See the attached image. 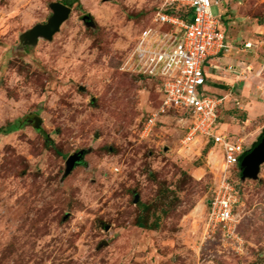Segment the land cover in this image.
<instances>
[{
  "label": "rangeland",
  "instance_id": "374dc122",
  "mask_svg": "<svg viewBox=\"0 0 264 264\" xmlns=\"http://www.w3.org/2000/svg\"><path fill=\"white\" fill-rule=\"evenodd\" d=\"M57 2L72 11L59 32L25 43ZM159 2L0 0V264H264V164L241 181L240 168L224 172L220 146L202 139L183 149L189 122L179 112L142 136L161 95L129 58ZM228 15L226 56L239 61L230 64L238 78L218 108L229 128L216 126L247 152L264 134V0L232 2ZM18 121L30 122L2 131ZM225 175L240 188L241 252L208 221Z\"/></svg>",
  "mask_w": 264,
  "mask_h": 264
},
{
  "label": "built area",
  "instance_id": "2783aa9c",
  "mask_svg": "<svg viewBox=\"0 0 264 264\" xmlns=\"http://www.w3.org/2000/svg\"><path fill=\"white\" fill-rule=\"evenodd\" d=\"M159 1L153 25L140 32L129 58L134 72L158 81L161 95L160 106L143 124L142 136L148 137L161 119L179 112L189 122L181 141L183 149L202 139L212 142L221 147L224 172L231 171L240 165L246 150L240 141L233 142L217 131L218 108L226 98L212 97L205 91L207 61L231 50L224 24L213 14V9L231 0ZM180 11L188 21L177 15ZM245 47L248 49L251 44ZM234 104L240 108L236 99ZM240 203V191L226 175L215 183L208 201L209 225L221 228L237 252H241L243 242L237 231L236 210Z\"/></svg>",
  "mask_w": 264,
  "mask_h": 264
},
{
  "label": "water",
  "instance_id": "95a60500",
  "mask_svg": "<svg viewBox=\"0 0 264 264\" xmlns=\"http://www.w3.org/2000/svg\"><path fill=\"white\" fill-rule=\"evenodd\" d=\"M52 16L46 24L36 25L31 30L25 32L22 40L25 43L34 44L39 38L51 41L53 36L59 32L62 24L68 20L71 14V8L62 3H52L50 6ZM87 23L90 18H84ZM84 158V152L71 155L66 162V175H69L75 166L79 165ZM264 164V134L256 145L246 153L241 160L239 168L241 169V181L256 180L260 173V167Z\"/></svg>",
  "mask_w": 264,
  "mask_h": 264
},
{
  "label": "crops",
  "instance_id": "0c3cea01",
  "mask_svg": "<svg viewBox=\"0 0 264 264\" xmlns=\"http://www.w3.org/2000/svg\"><path fill=\"white\" fill-rule=\"evenodd\" d=\"M223 64H227V70ZM230 64L236 66L239 65V61L236 58H230L226 55L211 58L207 61L206 65H208V69L205 66V91L208 95L216 98L224 97L226 100L232 95L230 88H233L237 84L234 80L238 77L231 76L230 73L233 67ZM228 128V124H220L219 129L226 131Z\"/></svg>",
  "mask_w": 264,
  "mask_h": 264
},
{
  "label": "trees",
  "instance_id": "16d2710c",
  "mask_svg": "<svg viewBox=\"0 0 264 264\" xmlns=\"http://www.w3.org/2000/svg\"><path fill=\"white\" fill-rule=\"evenodd\" d=\"M232 2L238 3L237 1L231 0V1H228V2H224V3L221 5V7L219 8V9H222V10H221L222 13H220V15H219L220 20H221V14L225 13V14L227 15V17L225 18L226 20L222 21L223 24H224V27H226V25H227V21L230 20L228 13H229V10H230V8H231V4H232ZM238 4H239V3H238ZM166 12L169 13V14H174V12H172V10H167ZM174 15H176V14H174ZM177 15L180 16V17H183L186 21H188V18L185 17V15L183 14L182 11H180L179 13H177ZM140 76H141V77H145V76H142V75H140ZM145 78H148V77H145ZM149 79H150V78H149ZM152 80H154V81L158 84V81H157V80H155V79H152ZM160 104H161V102L159 103V106H160ZM221 107L223 108V107H224V104H223ZM221 110H222V109H221ZM218 115H219V114H218ZM36 120H37V123H34V122L32 121L35 130L38 131L40 134L46 136L45 132L43 131V129H42L41 125H40V121H39L38 117H36ZM27 122H30V121H18L15 125H11V124H10V125H9V127H10L9 129H4V130H2V131H3V132H6V133H10V132H12V131L19 130V129H21V128L24 126V124L27 123ZM217 124H221L220 121H219V116H218V118H217V123H216V125H217ZM261 137H262V136H261ZM261 137L258 138V141L261 139ZM258 141H257V142H258ZM257 142H256V143H257ZM256 143L253 144L252 148L256 145ZM212 146H213V143H212V142H208V143L206 144L205 147H206V148H209V147H212ZM247 152H248V151H247ZM247 152H246V153H247ZM246 153L242 156L241 160L244 158V156L246 155ZM238 169H239V165H236L234 168H232V170H234V172H236V173L239 172ZM240 174H241V172H240ZM237 188L240 189L239 186H237ZM207 207H208V204H207ZM136 226H137L138 228H141V229H150V230L152 229L151 227H149L148 225H146L145 223L140 222V221L137 223Z\"/></svg>",
  "mask_w": 264,
  "mask_h": 264
}]
</instances>
